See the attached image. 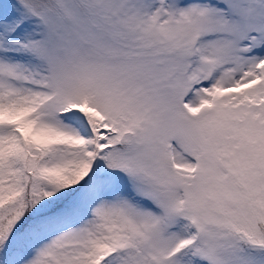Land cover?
Wrapping results in <instances>:
<instances>
[{"label":"snow or ice","instance_id":"6c2138e0","mask_svg":"<svg viewBox=\"0 0 264 264\" xmlns=\"http://www.w3.org/2000/svg\"><path fill=\"white\" fill-rule=\"evenodd\" d=\"M0 264H264V0H0Z\"/></svg>","mask_w":264,"mask_h":264}]
</instances>
